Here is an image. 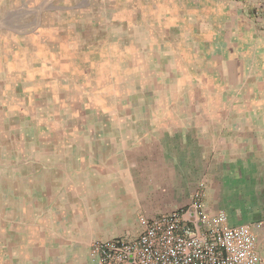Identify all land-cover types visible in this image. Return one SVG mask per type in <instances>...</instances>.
I'll return each mask as SVG.
<instances>
[{"label":"crops","instance_id":"1","mask_svg":"<svg viewBox=\"0 0 264 264\" xmlns=\"http://www.w3.org/2000/svg\"><path fill=\"white\" fill-rule=\"evenodd\" d=\"M60 1L0 0V264H92L193 203L264 262V0Z\"/></svg>","mask_w":264,"mask_h":264},{"label":"built area","instance_id":"2","mask_svg":"<svg viewBox=\"0 0 264 264\" xmlns=\"http://www.w3.org/2000/svg\"><path fill=\"white\" fill-rule=\"evenodd\" d=\"M141 222L135 238L92 242V264H264L248 225H230L223 212L211 217L197 203Z\"/></svg>","mask_w":264,"mask_h":264},{"label":"rangeland","instance_id":"3","mask_svg":"<svg viewBox=\"0 0 264 264\" xmlns=\"http://www.w3.org/2000/svg\"><path fill=\"white\" fill-rule=\"evenodd\" d=\"M64 0H61L60 2L62 3ZM76 1H79V0H76ZM86 1H88V0H86ZM91 2H92V4H94V0H91ZM105 2V7H104V10L105 11H107V12H113L114 10L115 11H119V10H117V9H115L114 8V4L113 3H111V1H108V0H105L104 1ZM63 11H66L65 9H63V8H61L60 9V15H64L65 13L63 12ZM70 11V10H69ZM118 68V67H117ZM78 70H79V72L78 71H76V72H74V73H72V74H70V75H72L71 77H68V80H67V82H69L70 81V79L71 80H74L75 79V81L79 84V83H81V84H83V82H79V81H77L76 79L77 78H83V75L85 74V69H83V68H77ZM102 75H104V73H102ZM107 75H108V77L110 78V76L111 77H114L115 76V73L114 72H111V70H109L108 69V71H107ZM67 85H68V83H67ZM84 85V84H83ZM81 86V85H80ZM67 90H68V87L67 88H64L63 87V91H62V96L63 97H70V95H69V93H67ZM51 99V98H50ZM61 107L63 108V105H61ZM61 108V109H62ZM62 111H63V109H62ZM62 111H61V119L62 120H64V118L66 117H68V115H66L67 113V109L65 110V112H63L62 113ZM69 114V113H68ZM0 122H3L2 121V119L0 120ZM65 122V121H64ZM30 138V137H29Z\"/></svg>","mask_w":264,"mask_h":264}]
</instances>
